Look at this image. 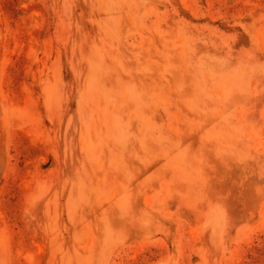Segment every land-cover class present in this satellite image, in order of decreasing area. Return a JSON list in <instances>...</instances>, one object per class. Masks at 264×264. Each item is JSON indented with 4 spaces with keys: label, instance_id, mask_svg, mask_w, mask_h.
<instances>
[{
    "label": "rangeland",
    "instance_id": "1",
    "mask_svg": "<svg viewBox=\"0 0 264 264\" xmlns=\"http://www.w3.org/2000/svg\"><path fill=\"white\" fill-rule=\"evenodd\" d=\"M0 264H264V0H0Z\"/></svg>",
    "mask_w": 264,
    "mask_h": 264
}]
</instances>
